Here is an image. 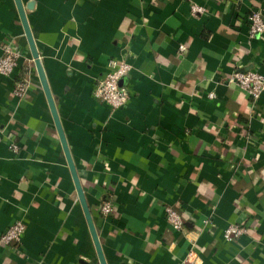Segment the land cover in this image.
Wrapping results in <instances>:
<instances>
[{
  "label": "crops",
  "instance_id": "1",
  "mask_svg": "<svg viewBox=\"0 0 264 264\" xmlns=\"http://www.w3.org/2000/svg\"><path fill=\"white\" fill-rule=\"evenodd\" d=\"M21 2L106 264H264V95L253 105L231 81L264 76V34L249 32L264 0ZM9 51L19 63L0 75V236L26 230L0 245V264H101L17 2L0 0V58ZM112 59L131 66L117 110L95 97ZM229 225L247 233L227 242Z\"/></svg>",
  "mask_w": 264,
  "mask_h": 264
},
{
  "label": "built area",
  "instance_id": "2",
  "mask_svg": "<svg viewBox=\"0 0 264 264\" xmlns=\"http://www.w3.org/2000/svg\"><path fill=\"white\" fill-rule=\"evenodd\" d=\"M240 1V0H235ZM205 9L198 5L192 6V13L203 14ZM249 32L251 37H259L264 34V14L262 11L252 12L249 16ZM181 51L185 50L184 46L180 47ZM19 58L16 54L9 51L0 58V75L10 76L18 67ZM131 66L125 60L112 59L108 64V71L100 80L95 90V97L100 102L109 105L113 110L123 108L130 99V94L126 88L120 87L121 79L129 74ZM231 81L240 89L245 91L253 105H256L260 98L264 95V76L254 71L237 70L233 73ZM26 91V84L19 83L15 95L22 97ZM214 94H210V98H214ZM112 204L104 203L101 206V213L104 216L110 215L112 212ZM166 217L169 224L175 231H182L185 222L181 215L172 207L166 208ZM25 225L23 222H15L9 229L0 236V245L11 246L22 242ZM247 229L239 225H229L223 233V238L227 242H235L245 236ZM195 241V238L190 239Z\"/></svg>",
  "mask_w": 264,
  "mask_h": 264
},
{
  "label": "water",
  "instance_id": "3",
  "mask_svg": "<svg viewBox=\"0 0 264 264\" xmlns=\"http://www.w3.org/2000/svg\"><path fill=\"white\" fill-rule=\"evenodd\" d=\"M16 2H17V5H18V8H19V11H20V16H21V19H22V23L24 25L26 36H27V38H28V40L30 42V46H31L32 54H33V57H34V60H35V64L37 66V70H38V73L40 75L43 88H44V90H45V92L47 94L48 102L50 104V108L52 110V114H53L57 129H58V132H59V136H60L64 151H65V154H66L68 165L70 167V171H71V174H72L75 186H76V190H77V193H78V198H79V200L81 202V205L83 207V210H84V213H85V216H86V219H87V222H88L91 234H92V238H93L94 244L96 246V250L98 252V255H99V258H100V261H101V264H106L105 259H104V255H103V252H102V247H101V244H100V240H99V237H98V233H97L96 227L94 225V222L92 220V216H91V213H90L87 201H86L84 190H83L82 185L80 183V179L78 177V174L76 172V168L74 166L72 157H71L69 149H68V145H67V142H66V139H65V136H64V132L62 130V126H61V123H60V120H59V117H58V113H57V110H56L55 101H54V99L52 97V94L50 92V89H49V85H48V82H47V79H46V75L44 73L43 65H42L40 56L38 54V51H37V48H36L32 33L30 31V28H29V24H28V21H27V18H26V14H25V10H24L23 4H22L21 0H16Z\"/></svg>",
  "mask_w": 264,
  "mask_h": 264
}]
</instances>
